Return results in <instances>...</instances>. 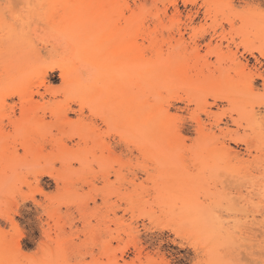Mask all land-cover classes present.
Wrapping results in <instances>:
<instances>
[{
    "label": "rangeland",
    "instance_id": "374dc122",
    "mask_svg": "<svg viewBox=\"0 0 264 264\" xmlns=\"http://www.w3.org/2000/svg\"><path fill=\"white\" fill-rule=\"evenodd\" d=\"M99 1L152 154L65 35ZM0 264H264V0H0Z\"/></svg>",
    "mask_w": 264,
    "mask_h": 264
},
{
    "label": "bare ground",
    "instance_id": "6f19581e",
    "mask_svg": "<svg viewBox=\"0 0 264 264\" xmlns=\"http://www.w3.org/2000/svg\"><path fill=\"white\" fill-rule=\"evenodd\" d=\"M105 2L106 3L102 4V2L100 3L99 1V5L95 7L90 6L92 7V11H91L92 14L89 15V17L86 20L89 21V23H87L86 26H81L80 28L77 29L69 28V30L65 35L68 38V40L71 42L72 45L71 52L73 55L79 57L82 56L87 61H90L94 67L101 69L103 72L101 85L97 87L93 96L100 97L101 101L105 105L110 106V108L112 107L111 110L114 109L117 112L121 110L126 120V123L130 124V129L129 126L127 125L130 132L138 138V139L136 138L137 140L139 139L144 140L143 138L145 137L146 140L148 141L146 142L145 140V142L148 144L147 147L149 148L147 149L149 153L152 154L151 151L153 145L151 147L149 146V143L151 145V143H153L154 141L153 140L154 135L156 138H158L156 134L159 133V131H157V133L155 132L153 124L154 126H156L158 130L159 122H157V125L155 124L156 122L154 123V120L152 122L153 124L151 123V119H153L151 111L145 114L144 116L142 115V117H140V115H137L136 112L140 110L142 107V104H140V101L138 99L139 95H137V92L139 93L140 89L144 84L151 82L150 80L152 78L150 79V76L153 70L151 69L150 66H147V62H146V68L144 70H141V68L137 66L136 64L137 61L135 57L138 59L140 56L137 55L138 54L141 55L140 54L141 51L137 49L138 47H136L135 49L133 48L135 46L132 47L130 44H128V42H130L129 41V38L131 37L130 35L133 34L131 27L136 22L137 20L136 17L134 15L129 16L128 18H125L126 22L124 26H115V21L112 19L113 18L112 11H114L115 8H112V6L109 5V1H105ZM109 28L113 30L111 34L106 37L103 36L104 31L106 29L108 31ZM134 49L139 50L138 51L139 53L136 54ZM132 53H135L136 55H132ZM128 59L129 61H131V64L134 63V65L132 66L130 65V66H131V71L137 73L136 76L137 79L134 80L133 84L129 86L131 92H129L130 95H127V99H125L126 89L120 85V78L124 74L123 67L126 65ZM139 59H143V58L140 57ZM148 60H150L149 62H151V59ZM135 65L137 67H134ZM60 69H61L62 77L64 79L71 78L70 77L71 73L69 71L65 72L62 67V64L60 65ZM97 80L98 78H95L94 81ZM107 81L114 83V85L108 86L106 83ZM215 94H218V92H216ZM130 104H132L133 106L132 111H130V109L127 106ZM121 129L124 128L121 127ZM160 129H162V127ZM126 130L125 133L126 134L129 133V130L128 132H126ZM161 136L164 137L163 135ZM172 216L173 217L175 216L176 218L179 219L185 218L192 222L198 221L200 223H204L208 220L207 219L208 217H206V213L203 212L202 210L201 212L200 211L195 212L191 210L184 212L172 211Z\"/></svg>",
    "mask_w": 264,
    "mask_h": 264
}]
</instances>
